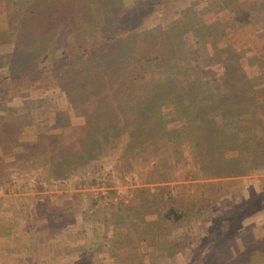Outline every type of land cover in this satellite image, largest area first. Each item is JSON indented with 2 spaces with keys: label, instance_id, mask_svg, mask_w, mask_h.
<instances>
[{
  "label": "trees",
  "instance_id": "trees-1",
  "mask_svg": "<svg viewBox=\"0 0 264 264\" xmlns=\"http://www.w3.org/2000/svg\"><path fill=\"white\" fill-rule=\"evenodd\" d=\"M173 1L0 0V13L15 37H33L48 29L58 38L52 57L34 59L28 75L11 77L6 64L0 66V129L6 143H18L23 128L20 111L32 110L35 123L41 124L36 116L43 100L25 98L24 106H13L22 88L56 92L74 115L84 119L80 125L52 131L45 147L38 148V135L34 142L15 144L14 162L0 159V187L14 174L32 170L37 181L72 180L76 189H87L81 195L92 203L94 192L88 189L99 188L101 178L86 171L93 166L100 170L99 162L109 149L118 150L114 169L120 179L127 175L123 172L127 163L138 162V169L129 174L133 180L137 177L132 199L138 198L139 206L120 214L115 222L130 232L112 245L96 244L97 250L92 242L86 249L92 253L87 264H151L158 257L172 259L169 251H175V244L182 251L187 243H181L183 238L177 243L175 238L170 240L171 227L210 200V193L221 196L223 179L235 183L236 177L264 172V58L221 48L238 28L264 25V0H219L216 10L227 11L229 18L210 23L194 7L178 18L165 15L146 37L128 42L131 31ZM183 27L188 31L177 35ZM201 66H215L221 74L205 77ZM237 75L245 81L230 92L231 79ZM170 124L175 125L170 128ZM71 138L82 152L80 168L67 167L60 157L61 141ZM185 148L190 149V157L185 156ZM230 151L248 153L250 164L232 163L226 156ZM177 164L190 180H211L196 182L183 202L175 199L174 189L180 186L169 184ZM153 173L156 179H150ZM116 192L106 189L108 197ZM123 202L110 197L105 205L117 203L121 211ZM150 202L161 206L155 217ZM260 243L244 252L242 264H264ZM101 246L108 248L105 257L98 255ZM153 248L156 254L150 252Z\"/></svg>",
  "mask_w": 264,
  "mask_h": 264
},
{
  "label": "rangeland",
  "instance_id": "rangeland-1",
  "mask_svg": "<svg viewBox=\"0 0 264 264\" xmlns=\"http://www.w3.org/2000/svg\"><path fill=\"white\" fill-rule=\"evenodd\" d=\"M219 2V0H174L172 4H168L171 6H162L156 14L146 18L142 26L127 35V40L129 43H134L146 37L162 17L174 15L173 17L178 18L181 12L191 7L196 8L208 23L218 18H229L227 11L216 10ZM0 29V66L6 64V71L11 77L28 75L34 59L49 60L58 43L57 36L48 29L40 30L33 37H15L8 28L5 15L1 13ZM187 31L188 29L183 27L178 29L176 34L182 35ZM221 48L235 49L241 55L255 53L264 58V25L256 27L246 25L238 28L230 35V42L223 44ZM200 72L205 77L221 74V70L215 66L210 68L201 66ZM244 81L241 75L232 78L229 85L230 92L238 90ZM26 88L21 89L18 94L21 96L13 101V106H24L22 101H25V98L43 100L39 113L46 120V124L49 123L50 128L46 129L44 121L40 116H36V121L41 123L38 127L32 110L20 111L19 118L23 128L17 138L19 146H22L23 142H34V136L38 135V148L45 147L49 139L48 135L52 131H60L65 126L72 127L84 122L81 116L74 115L70 105L56 92L48 90L35 92ZM174 125L170 124L169 127L172 128ZM15 144L16 142L6 143L0 129V159L8 163L14 162L17 145ZM117 152L116 148L109 149L104 160L99 162L100 170L97 169L98 166H93L86 171V174L90 172L91 177L101 178H99L101 183L99 188L88 189L94 192L92 203L90 200L84 201L81 195L86 193L87 189H76L72 180L37 181L32 170L14 174L10 181L2 185L0 187V264H87L86 261L91 259L92 253L86 249L92 242V247L97 250L99 247L96 244L106 241L107 245H112L124 238L130 230L125 226L115 225V222L117 216L133 212L139 206V199H132L134 195L132 190L138 185L137 177L133 180L130 177L132 174H129L138 169V162L127 163L123 171L127 175L120 179L114 169ZM184 153L186 157L191 156L189 148H185ZM226 156L232 163L242 166L250 164L246 152L230 151ZM60 157L69 168H80L83 164L82 152L73 138L61 141ZM28 165V169H32L31 165ZM172 172L173 180L169 184L180 186L174 189V193L175 199L182 202L187 201V195L194 191L195 188L192 187L196 182L211 181L186 178L181 164L174 165ZM48 173L51 175L50 171ZM156 178V173L150 176V179ZM236 179L239 181L235 180L237 181H234L235 183H225L226 179H223L222 184L225 186L222 187L221 196L217 197L216 192L210 193V200L190 210L189 216L183 222L171 227L170 240L175 238L177 243V239L183 238L181 243H187L186 247L179 251L180 246L175 244V251H169L173 254L172 259L158 257L157 264H170L171 261L173 264L193 262L194 264H242L241 256L244 252L251 251L253 246L260 242L263 248L264 172L255 170ZM107 188L117 191L115 195L110 196L111 199L124 201L122 205L120 204L121 211H118L117 203H114L113 207L105 205V200L110 199L106 193ZM153 191L154 189L151 190ZM99 192L103 194V198ZM91 205L93 208H90ZM148 205L152 217L161 210V206L158 207L151 202ZM85 217L88 219L84 220ZM51 222L59 223L57 224L59 227H53L50 225ZM128 236L131 237L132 234ZM132 240L134 238L129 241ZM150 252L156 254L157 249L153 248ZM98 255L107 256L108 248L103 249L101 246ZM189 259L193 260L189 261Z\"/></svg>",
  "mask_w": 264,
  "mask_h": 264
},
{
  "label": "crops",
  "instance_id": "crops-1",
  "mask_svg": "<svg viewBox=\"0 0 264 264\" xmlns=\"http://www.w3.org/2000/svg\"><path fill=\"white\" fill-rule=\"evenodd\" d=\"M23 190V189H22Z\"/></svg>",
  "mask_w": 264,
  "mask_h": 264
}]
</instances>
